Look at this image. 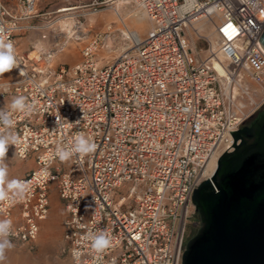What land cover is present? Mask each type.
<instances>
[{"label": "built area", "instance_id": "1", "mask_svg": "<svg viewBox=\"0 0 264 264\" xmlns=\"http://www.w3.org/2000/svg\"><path fill=\"white\" fill-rule=\"evenodd\" d=\"M132 1L151 22L145 36L123 23L118 37L107 25L84 41L79 61L66 64L56 62L65 43L19 47L18 37L55 24H36L39 0H0V39L12 43L17 61L0 74V113L13 121L0 124V134L18 137L11 145L17 159L35 160L18 178L28 185L23 199L0 201V221L12 222V243L33 248L55 182L67 211L70 264H182L194 190L213 158L234 151L231 132L264 103V0ZM97 4L63 12L77 19L75 40L86 39L83 10ZM200 21L213 27L225 76L212 47L203 56L188 38ZM48 38L43 32L40 39ZM118 40L119 54L107 58ZM245 76L256 89L243 85ZM21 96L34 106L30 113L12 111ZM81 133L96 150L67 160L68 171L53 167L57 145ZM90 232L106 233L110 246L94 251Z\"/></svg>", "mask_w": 264, "mask_h": 264}, {"label": "water", "instance_id": "2", "mask_svg": "<svg viewBox=\"0 0 264 264\" xmlns=\"http://www.w3.org/2000/svg\"><path fill=\"white\" fill-rule=\"evenodd\" d=\"M231 133L234 151L194 190L201 226L182 264H264V116Z\"/></svg>", "mask_w": 264, "mask_h": 264}, {"label": "rangeland", "instance_id": "3", "mask_svg": "<svg viewBox=\"0 0 264 264\" xmlns=\"http://www.w3.org/2000/svg\"><path fill=\"white\" fill-rule=\"evenodd\" d=\"M93 1L94 0H39L37 10L41 16L36 20V24L45 25L48 22H56V24L52 29L47 28L45 30H34L18 37L20 49L27 51L35 45L38 46V48L42 47L44 49H50L57 42L61 43L62 45L65 43L64 49L58 54L56 62L74 64L81 58L80 51L84 41L90 39L94 34L105 30L107 25H112L116 31L118 30V37L119 31L123 28V22L127 25V28L130 27L128 29L134 31L130 20L132 15L139 11V7L134 1L97 0V5L83 10L87 13L89 12V14L81 18L83 28L86 33V39L83 41H77L74 39V37L69 39L68 37L72 35L73 31L75 30L73 26L77 19H63L64 14L66 13H58V10L62 7L88 5ZM117 7L120 8V12L122 14L120 17L122 20L116 14L115 9ZM146 25V32L140 34L141 37L145 36L151 28V26L150 28L148 27L147 21ZM210 26L213 31L212 25ZM43 32L48 33V39H40ZM192 33L195 34L192 36ZM188 38L190 39V42H192L194 49L197 50L201 55L208 56L210 54L212 41L204 31H201L200 29L194 31L191 28L188 32ZM113 46L114 48L112 53L107 57L109 59H112V57L118 55L123 45L122 42L118 40L117 42H114ZM249 107L251 110L256 108L255 105ZM262 107H264V103L261 104L257 110ZM11 149L12 147L10 144L7 148L6 154V160L11 162L9 167H20L22 160L17 159L12 154ZM29 171L27 170L25 173ZM55 214L57 215L56 223L51 225L53 230L51 229L48 231L46 229V225L44 226V224L52 221ZM190 215L191 218L187 224L186 234L192 238L200 228L201 220L195 206L190 208ZM65 217L66 212L61 207L56 208L55 206L52 209L48 219L43 222L44 224L35 246L31 248L28 245L13 243L14 247L12 249L6 250V258L2 264H70L67 244L63 238V221Z\"/></svg>", "mask_w": 264, "mask_h": 264}, {"label": "clouds", "instance_id": "4", "mask_svg": "<svg viewBox=\"0 0 264 264\" xmlns=\"http://www.w3.org/2000/svg\"><path fill=\"white\" fill-rule=\"evenodd\" d=\"M17 67L14 48L11 42L5 43L0 39V74L12 70ZM25 97H15L10 105L12 111L30 113L33 110L32 104L25 103ZM0 124L6 128H11L13 121L9 112L0 113ZM18 143V137L11 132L0 134V201L3 200H18L23 199L28 191L26 182L19 180H8V166L4 163V157L8 146ZM96 145L87 139L82 133L75 136L74 141L69 145L58 144L55 150V155L60 161H67L74 155L79 154L81 157L93 153L96 150ZM12 222L10 220L0 221V264L5 260L6 250L12 249L14 244L8 238L11 234ZM86 239L91 241V247L96 252H102L110 246V238L106 233L100 232L89 233ZM77 255V253H73Z\"/></svg>", "mask_w": 264, "mask_h": 264}, {"label": "bare ground", "instance_id": "5", "mask_svg": "<svg viewBox=\"0 0 264 264\" xmlns=\"http://www.w3.org/2000/svg\"><path fill=\"white\" fill-rule=\"evenodd\" d=\"M114 3H116V2H114ZM73 7H62V8H60L58 10V13H63V12H67V11L74 10L75 8H73ZM115 11H116V14L119 17L122 16L119 7H117L115 9ZM64 16H65V14H64ZM120 19L122 20L121 17H120ZM145 20L147 21L148 27L149 28H150V26L152 27L151 22H150V20L148 18V15H147V13L143 9L139 8V11L137 13H135V14L132 15V18L130 20L131 21V26H132V28H134V32L137 33V34H134V35H136L137 38L140 37V34L146 32V26L147 25H146V21ZM55 24H56V22H55ZM55 24H53V25H55ZM125 26H127V25L125 24ZM128 28H130V27H128ZM192 29L194 31H196L197 29H200L201 31H204L205 34H207L208 37L211 39V41H212V51H213L212 54L214 56L213 62L215 64L216 68L219 70L220 74L225 76L226 73H225L224 69L221 67V62H224L225 61V58H224L223 54L220 53L219 52V49L217 48V45H216L217 37L214 34V32L212 31L211 26L208 25V24L203 23V21H200V22L194 24V26H193ZM193 34H195V33H192V36H193ZM68 38L69 39L72 38V35H70ZM239 76H241V78H242V75L241 74H239ZM243 79L244 80H243L242 83H243L244 86H246V87L248 86L249 89H256L257 88L255 85H253V84L250 83V79L248 78V76L243 77ZM232 88H233L232 90L234 92L237 91V88L236 87L233 86ZM217 164H218V161H217L216 158H213L209 162V164L207 165L206 172H205V176L207 177V179H210L214 175V173L216 171V168H217ZM52 230H53V228H52Z\"/></svg>", "mask_w": 264, "mask_h": 264}, {"label": "crops", "instance_id": "6", "mask_svg": "<svg viewBox=\"0 0 264 264\" xmlns=\"http://www.w3.org/2000/svg\"><path fill=\"white\" fill-rule=\"evenodd\" d=\"M21 51H23V50L21 49ZM11 152L14 155L13 149H11ZM6 154H7V152H6ZM3 159H4V163L8 166V176H7L8 180H18V178L20 176L24 175L27 170L29 171L35 167V160L33 158L29 159L27 161H22L20 163V165H21L20 167H9L11 162L6 160V155ZM53 167H62V169L64 171H68L71 168V163L69 161H63V162L57 161L53 164ZM53 204H55V205H53ZM55 206H56V208L61 207L66 212V217H67V211L64 207L63 202L60 199V196H59V193H58V190L56 187V183L53 182L52 186H51V195H50V213ZM50 213H49V215H50ZM66 217H65V219H66ZM56 219H57V215L55 214L52 221H50L46 224L43 223L45 220L43 222H41V229H42V226L44 224V226L46 225V229L48 231H50L52 229L51 225L53 223H56ZM65 219H64V221H65ZM64 221H63V223H64Z\"/></svg>", "mask_w": 264, "mask_h": 264}, {"label": "flooded vegetation", "instance_id": "7", "mask_svg": "<svg viewBox=\"0 0 264 264\" xmlns=\"http://www.w3.org/2000/svg\"><path fill=\"white\" fill-rule=\"evenodd\" d=\"M264 116V107L260 108L255 112V114L250 118V120L246 123L245 126H251L254 121ZM190 237L185 233V245L187 244Z\"/></svg>", "mask_w": 264, "mask_h": 264}, {"label": "snow or ice", "instance_id": "8", "mask_svg": "<svg viewBox=\"0 0 264 264\" xmlns=\"http://www.w3.org/2000/svg\"><path fill=\"white\" fill-rule=\"evenodd\" d=\"M231 25L226 26V28L224 29V31L227 33V31L231 28Z\"/></svg>", "mask_w": 264, "mask_h": 264}]
</instances>
